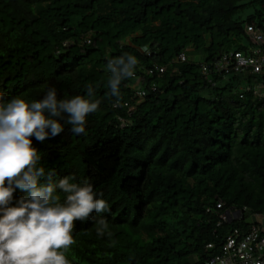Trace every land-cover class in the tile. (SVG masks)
<instances>
[{
    "label": "trees",
    "instance_id": "16d2710c",
    "mask_svg": "<svg viewBox=\"0 0 264 264\" xmlns=\"http://www.w3.org/2000/svg\"><path fill=\"white\" fill-rule=\"evenodd\" d=\"M247 23L264 29V0H0V91L32 100L53 85L61 96H87L92 86L99 102L85 133L69 125L33 138L52 179L88 180L109 203L75 221L71 264H199L235 222H220L225 210L264 217L260 79L211 74V85L199 66L251 46ZM188 48L204 58L190 61ZM123 53L139 63L116 97L106 66ZM182 53L187 61L175 62ZM153 64L167 72L148 75Z\"/></svg>",
    "mask_w": 264,
    "mask_h": 264
},
{
    "label": "clouds",
    "instance_id": "9594fccd",
    "mask_svg": "<svg viewBox=\"0 0 264 264\" xmlns=\"http://www.w3.org/2000/svg\"><path fill=\"white\" fill-rule=\"evenodd\" d=\"M138 63L131 53L108 60L113 96L119 97L121 82L135 75ZM94 95L92 86L87 96H61L53 85L32 100L0 91V264H71L65 250L74 243L75 221L110 210L88 180L52 179L33 144V138L44 142L69 125L71 133H85L88 115L99 107ZM17 190L23 192L18 198ZM96 223L103 237L108 223L104 217Z\"/></svg>",
    "mask_w": 264,
    "mask_h": 264
},
{
    "label": "built area",
    "instance_id": "2783aa9c",
    "mask_svg": "<svg viewBox=\"0 0 264 264\" xmlns=\"http://www.w3.org/2000/svg\"><path fill=\"white\" fill-rule=\"evenodd\" d=\"M244 28L251 46L244 50L222 53L208 63L201 62L200 71L211 85H214L210 79L211 74L218 76L243 74L263 79L253 88V94L259 99H264V29L259 28L255 23H247ZM186 61L187 56L184 53L175 60L181 63ZM166 72L165 66L153 64L148 70V75L155 73L163 75ZM152 89L155 90V87L152 86ZM136 97L145 98V91H137ZM220 209H222V203L218 202L212 211ZM245 214L248 215L245 216ZM219 217L220 222L245 221L246 223L247 219H254V222L246 223L247 231L233 229L221 240L218 247L215 244L206 245L205 249L211 251V254L203 260L202 264H264V227L262 226L264 217L251 214L246 208L241 210L229 208Z\"/></svg>",
    "mask_w": 264,
    "mask_h": 264
},
{
    "label": "rangeland",
    "instance_id": "374dc122",
    "mask_svg": "<svg viewBox=\"0 0 264 264\" xmlns=\"http://www.w3.org/2000/svg\"><path fill=\"white\" fill-rule=\"evenodd\" d=\"M245 12H246L245 15H247L248 17L253 16V14H254L253 9H251V8H247L245 10ZM240 45H246L247 46L248 45L247 40L243 39L241 41ZM186 51H187L188 58L190 61H200L204 58L203 53L195 52L192 48H188ZM262 80L263 79H260V81H262ZM237 224H239L237 221L233 222V224H230L229 228L227 229L226 234L224 236H227L229 233H231V231L237 227ZM187 262L190 263V260L188 259ZM202 263H203V260H201L199 264H202Z\"/></svg>",
    "mask_w": 264,
    "mask_h": 264
},
{
    "label": "water",
    "instance_id": "95a60500",
    "mask_svg": "<svg viewBox=\"0 0 264 264\" xmlns=\"http://www.w3.org/2000/svg\"><path fill=\"white\" fill-rule=\"evenodd\" d=\"M248 214H245V216H247ZM250 222H254V219H247L246 223H250ZM262 226L264 227V220L262 222Z\"/></svg>",
    "mask_w": 264,
    "mask_h": 264
}]
</instances>
